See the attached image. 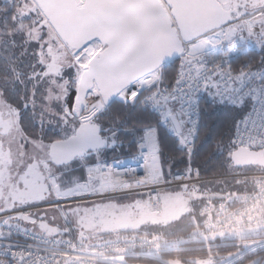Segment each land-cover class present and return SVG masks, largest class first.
<instances>
[{
  "label": "built area",
  "instance_id": "obj_1",
  "mask_svg": "<svg viewBox=\"0 0 264 264\" xmlns=\"http://www.w3.org/2000/svg\"><path fill=\"white\" fill-rule=\"evenodd\" d=\"M76 2L79 7H85L87 0ZM254 16L243 17L241 21L248 27ZM207 37L209 35L184 45L172 86H161L159 74L155 87H150L152 91L144 101V107L158 117L168 134L180 140L187 154V169L168 177L164 175L158 131L156 127H150L144 130L136 154L98 163L95 175L84 185L89 187L95 181L97 183L90 200L136 196L146 203L153 215L163 213L162 195L173 189L186 190L192 185L216 179H235L252 180V191H229L219 199L207 198L199 210V227L169 242L153 236L123 239L119 235L95 243L52 238L11 221L13 217H29L45 205L0 213V264H126L121 260L128 257L155 258L184 249L192 243L264 228V168L203 177L193 164L204 100L244 111L234 129L233 143L236 148H264V65L241 64V58L249 54L252 47L229 40H225L222 48L215 52L195 51L197 43ZM132 99L128 97L121 101ZM175 114L180 121L181 133L173 120ZM53 182L56 183V180ZM261 241L264 246V239ZM242 244L245 245V242Z\"/></svg>",
  "mask_w": 264,
  "mask_h": 264
},
{
  "label": "trees",
  "instance_id": "obj_2",
  "mask_svg": "<svg viewBox=\"0 0 264 264\" xmlns=\"http://www.w3.org/2000/svg\"><path fill=\"white\" fill-rule=\"evenodd\" d=\"M21 6V0H0V92L7 104L18 109V124L22 132L31 138L40 139L51 144L73 134L70 133V128L61 124V119L54 121V118L49 116L46 112V102L42 98L43 96L39 97L44 94L41 85L45 89L49 86V82L55 80H53V75H45V66L40 62V57L38 58L41 47L45 49L49 45L47 30H50L51 26L50 28L40 27L47 19L39 8L38 10L30 9V15L28 14L26 18L21 17L18 11ZM246 32L249 33L250 31L246 28ZM263 52L253 46L250 53L241 58L240 63L247 62L250 66L264 65ZM178 63L179 60L177 59L162 68L161 86H172ZM74 72L71 67H68L64 78L58 77L57 82L62 83L65 80L69 84H67L68 86L76 88L79 76L77 77ZM71 88L73 89V87ZM151 91L152 89L146 90L132 101L116 100L108 107L101 106L91 112L85 109L80 118L74 116L78 121V125L84 122H93L102 127V134L108 141V148L105 151L95 153L105 154V156L112 154L113 156L110 159L136 154L144 130L156 127L161 147L163 172L168 177L173 173L183 172L187 169V154L180 140L170 136L159 122L158 117L144 107V101ZM201 107V129L193 158V164L198 167L200 175L203 177H218L235 171L254 168H235L231 163V155L236 149L233 143L234 129L237 120L244 111L229 105H218L208 100H204ZM202 187H204V190H202ZM190 189H197L198 194L202 192L211 193L214 195L212 198L219 199L229 191L251 192L252 180L216 179L192 185L188 188V190ZM167 192L162 195L165 201L168 199ZM133 198L134 201L129 205L128 212L120 217L119 220L121 221L117 219H114L115 223L111 221L114 229H110L112 231H109L108 235L102 236L100 239L73 238L59 234L48 235L52 238L59 237L70 241L81 240L86 243L103 242L119 235L123 239L153 236L163 242H169L173 238L185 236L199 227L198 214L206 199L198 198L189 212L182 214L179 220L172 222L174 226L179 223H184L186 226H176L178 227L177 233L172 232L173 234L169 235L159 226H152V230L148 227L147 224L149 223L146 224L145 216L149 218L154 217V215L149 211H146L147 213L143 212L147 209L142 199L136 196H133ZM101 201L105 202V200ZM100 207L101 205L96 206V210L100 211ZM103 211H101L102 215L97 221V227L102 224L107 225V222H105L107 221L106 214L109 212ZM103 214L105 215L104 218L102 217ZM73 215L77 221L81 213L77 211ZM23 219L25 218H14L11 221L21 223ZM93 226L96 227L94 221ZM254 238L256 237H247L245 241ZM258 238H264V235H260ZM238 242L240 241L237 239L219 237L207 242L192 243L184 249L163 254L162 257L175 264H198L199 261L224 264L228 261L233 262V259L235 261L231 264H243L246 258L251 257V254L258 253L251 252L250 254L249 252L246 256H241L247 249L244 244H238ZM260 254L261 256L264 255V250H260ZM126 260L129 264H162L144 257H128Z\"/></svg>",
  "mask_w": 264,
  "mask_h": 264
},
{
  "label": "rangeland",
  "instance_id": "obj_3",
  "mask_svg": "<svg viewBox=\"0 0 264 264\" xmlns=\"http://www.w3.org/2000/svg\"><path fill=\"white\" fill-rule=\"evenodd\" d=\"M220 1L226 9H239V15L236 17L237 21L228 29L220 30L198 42L195 51L202 53L215 52L222 48L225 40L238 45L253 47V42L244 44L243 40L247 38H250L257 44L254 47H257L260 51H264V0ZM21 2L22 6L18 11L23 18H26L28 14L30 15V9L38 10V6L33 0L29 2L21 0ZM253 15L255 16L251 19L250 25L246 27L241 18ZM44 26L50 28L48 21L43 22L40 27ZM245 27L247 30H250L249 33L246 32ZM52 30V28L47 30L49 45L45 49L41 47L38 58L40 57V62L45 66V75H53V80H55L49 82V86L45 89L41 85L44 94L42 93L43 95L39 97L43 96L42 98L46 102V112L49 116L54 118V121L61 119V124L70 128V133L74 134L79 126L73 113V103L78 86L76 88L71 86L73 87L72 89L65 80L62 83H58L57 78H64L68 67H71L77 77L79 76L80 78L82 71L88 66L96 53L99 52L101 45L99 42H95L82 53L74 56ZM252 30L254 31L251 32ZM161 73L162 69L136 83L124 91L117 101L128 97H133L132 100H134L144 93L145 90L153 89ZM101 106L104 105L98 92L92 91L89 93L85 104L86 111L91 112L99 109ZM18 114V109L7 104L3 94L0 92V213L27 206L50 204L34 212L31 217L23 219L21 223L33 230L51 235L59 234L84 239H100L102 236L108 235L109 231H112L110 229H114L112 228L113 222L111 221H114V219L121 221L119 220L121 219L120 217L128 212L129 205L132 204L134 198L133 196H121L117 197L118 199H106L107 201L105 200V202L90 200L89 197L94 195L97 183L95 181L89 187L84 185V183L95 175L98 163L112 158L113 155L109 154V156H105V154L90 153L68 166H56L49 157L50 144L40 139L31 138L29 135L23 133L18 124ZM179 118L182 119L181 115H179ZM54 179L62 190L74 189L73 193L75 195L67 198H61L57 195L54 188ZM202 190H204V187H202ZM197 192V189L168 191L166 193L168 199L165 201V198L162 197L164 205L163 213L149 218L145 216L144 220H147L146 224L149 223L147 224L148 227L152 230V226H159L169 235L173 234L172 232L177 233L178 227L176 226L185 227L186 225L184 223H175L176 226H174L172 222L179 220L182 214L189 212L198 198L204 200L207 197L214 196L210 192H208L210 194L204 192L198 194ZM98 205H101L100 211L96 210V206ZM144 205L146 206L145 202ZM146 209L143 212L148 211L147 206ZM103 210L109 212L106 214L107 221L105 222H107V225L102 224L97 227V221L102 215L101 211L104 212ZM77 211L81 213V216L76 221L73 214ZM104 216L103 214L102 217L104 218ZM93 221L96 222V227L93 226ZM249 235L256 238L250 241L238 239ZM260 235H264V228H258L252 232L242 231L238 237L226 236L221 238L237 239L240 242L245 241L244 246L246 249L252 250H250V254L251 252H258L255 255L251 254V257L246 258L243 264H264V255H259L260 250H264L263 243L262 241L260 242L264 238H258ZM256 245H261L262 247H257ZM163 254L159 257L147 259H152L162 264H175L163 259ZM246 254L248 253L241 256L244 257ZM233 260L235 261V259ZM121 261L129 264L126 259ZM233 262L228 261L224 264H231ZM198 264L211 263L209 261H199Z\"/></svg>",
  "mask_w": 264,
  "mask_h": 264
},
{
  "label": "water",
  "instance_id": "obj_4",
  "mask_svg": "<svg viewBox=\"0 0 264 264\" xmlns=\"http://www.w3.org/2000/svg\"><path fill=\"white\" fill-rule=\"evenodd\" d=\"M33 1L74 56L95 42L101 45L78 81L77 118L92 91L108 107L125 90L179 59L185 44L232 26L239 15L238 8L226 9L219 0H87L85 7L76 0ZM173 120L181 133L176 114ZM107 148L102 127L84 122L70 137L52 142L48 153L54 165L63 167ZM231 163L264 168V148L238 147Z\"/></svg>",
  "mask_w": 264,
  "mask_h": 264
},
{
  "label": "bare ground",
  "instance_id": "obj_5",
  "mask_svg": "<svg viewBox=\"0 0 264 264\" xmlns=\"http://www.w3.org/2000/svg\"><path fill=\"white\" fill-rule=\"evenodd\" d=\"M54 188H55V191L57 192V195H59L61 198H67V197H71V196L75 195L73 193L74 189L62 190L57 183H54ZM48 205H50V204H45V206H48Z\"/></svg>",
  "mask_w": 264,
  "mask_h": 264
},
{
  "label": "crops",
  "instance_id": "obj_6",
  "mask_svg": "<svg viewBox=\"0 0 264 264\" xmlns=\"http://www.w3.org/2000/svg\"><path fill=\"white\" fill-rule=\"evenodd\" d=\"M250 31V30H249ZM254 30H252L251 32H253ZM244 41V44H249L248 42H253V46H255V45H257L253 40H251L250 38H247V39H244L243 40ZM256 48V47H255ZM229 236H239V233H237V234H233V235H227V237H229ZM224 237H226V236H224ZM247 237H251L250 235L249 236H247ZM247 237H244V238H238V239H240V240H242V239H246ZM245 242V241H244ZM243 243V242H242Z\"/></svg>",
  "mask_w": 264,
  "mask_h": 264
},
{
  "label": "flooded vegetation",
  "instance_id": "obj_7",
  "mask_svg": "<svg viewBox=\"0 0 264 264\" xmlns=\"http://www.w3.org/2000/svg\"><path fill=\"white\" fill-rule=\"evenodd\" d=\"M101 49V48H100Z\"/></svg>",
  "mask_w": 264,
  "mask_h": 264
}]
</instances>
